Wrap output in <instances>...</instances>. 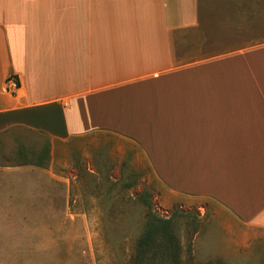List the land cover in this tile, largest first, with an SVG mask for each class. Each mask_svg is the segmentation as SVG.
<instances>
[{
	"label": "crops",
	"instance_id": "0c3cea01",
	"mask_svg": "<svg viewBox=\"0 0 264 264\" xmlns=\"http://www.w3.org/2000/svg\"><path fill=\"white\" fill-rule=\"evenodd\" d=\"M201 3L0 0V132L48 136L49 158L54 142L117 135L165 205L208 199L225 227L264 231V42L215 53ZM37 162L0 165V199L26 172L50 179Z\"/></svg>",
	"mask_w": 264,
	"mask_h": 264
},
{
	"label": "rangeland",
	"instance_id": "374dc122",
	"mask_svg": "<svg viewBox=\"0 0 264 264\" xmlns=\"http://www.w3.org/2000/svg\"><path fill=\"white\" fill-rule=\"evenodd\" d=\"M201 5L215 53L264 42V0ZM52 143L23 126L0 132V165L36 161L47 149L40 158L52 169L41 185L26 172L2 189L10 202L0 199V264H130L146 222L143 193L159 215L174 220L183 246L179 264H264L263 230L232 221L225 227L208 199L197 201L207 210L165 205L164 190L132 142L93 132L54 142L49 158ZM17 180L23 185L16 188Z\"/></svg>",
	"mask_w": 264,
	"mask_h": 264
},
{
	"label": "trees",
	"instance_id": "16d2710c",
	"mask_svg": "<svg viewBox=\"0 0 264 264\" xmlns=\"http://www.w3.org/2000/svg\"><path fill=\"white\" fill-rule=\"evenodd\" d=\"M17 84H19L18 80ZM47 149L41 152L39 162L43 155H47ZM31 162V161H30ZM35 162V161H34ZM32 161V163H34ZM140 198L146 206L145 226L136 241L135 251L130 264H179L183 259V246L177 232L174 220L171 217L159 215L152 207L146 194Z\"/></svg>",
	"mask_w": 264,
	"mask_h": 264
},
{
	"label": "built area",
	"instance_id": "2783aa9c",
	"mask_svg": "<svg viewBox=\"0 0 264 264\" xmlns=\"http://www.w3.org/2000/svg\"><path fill=\"white\" fill-rule=\"evenodd\" d=\"M12 79H14V80H15V78H14V77H12Z\"/></svg>",
	"mask_w": 264,
	"mask_h": 264
}]
</instances>
